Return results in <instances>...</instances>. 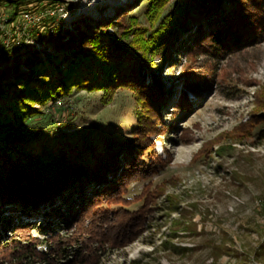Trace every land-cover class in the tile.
I'll return each instance as SVG.
<instances>
[{"label": "rangeland", "instance_id": "374dc122", "mask_svg": "<svg viewBox=\"0 0 264 264\" xmlns=\"http://www.w3.org/2000/svg\"><path fill=\"white\" fill-rule=\"evenodd\" d=\"M10 1H0L3 83L12 82L15 67L27 73L24 61L33 52L45 59L53 53L54 46L40 42V38L53 43L71 40L67 45L78 47L79 35H90L101 25H116L108 28V33L123 29L129 18L147 25L144 14L148 0L25 1L18 4V17L13 21L14 5ZM180 1L169 0L165 13L174 11ZM208 20L198 21L188 32L179 34L171 56L162 60L154 57V65L145 72V82L150 83L156 76L163 89L172 92L165 95L168 101L162 111L169 129L155 140L158 153L164 156L168 152L170 160L152 177L130 183L125 197L139 195L147 185L151 191L162 183L166 185L139 236L107 252L99 264H264V110L255 102L256 92L264 83V38L212 60L216 76L200 93L188 90L190 109L180 111L170 104L181 96L177 79L186 63L184 56L176 57L177 50L195 39L196 30L207 31ZM125 51L139 57L132 48ZM210 59L199 57L198 75L205 73ZM172 65H176L173 74ZM16 90L11 86L10 95ZM101 96L102 91L73 88L55 102L48 100L40 107L36 104L34 107L42 114L8 134L10 143L35 158L34 164L19 163L18 173L25 177H57L69 162H93L84 143L101 151L104 142L130 139L137 123L134 93L119 87L107 105L100 102ZM250 121L256 123L248 132L235 130L242 124L248 127ZM185 130L189 133L186 141L181 138ZM64 144L75 145L76 153L71 157L57 155L58 147ZM57 201L54 206L65 209L63 200ZM141 204L136 202L127 210L134 212ZM54 206L42 208L47 212L42 215L40 211L28 212L17 203L0 205V220L15 224L31 219L35 226L30 233L41 242L37 249L51 256L53 264H67L65 255L74 248L65 247L62 251L68 253L63 252V257L53 256L48 237L38 228H46L45 219L49 217L56 225L61 221L57 215L61 216L62 211ZM56 228L64 238L66 231L61 226ZM24 263L47 264L39 260Z\"/></svg>", "mask_w": 264, "mask_h": 264}, {"label": "trees", "instance_id": "16d2710c", "mask_svg": "<svg viewBox=\"0 0 264 264\" xmlns=\"http://www.w3.org/2000/svg\"><path fill=\"white\" fill-rule=\"evenodd\" d=\"M25 1L43 0H11L14 12L10 21L18 17V4ZM168 2L148 0L144 14L147 25L141 26L129 18L124 28L115 33H108V28L116 25H101L90 35H79L78 47H69L71 40L53 43L40 38V42L54 46L47 59L33 52L24 61L27 73H20L18 67L12 69V82L3 83L0 73V205L17 203L28 212L40 211L43 215L47 212L42 208H52L62 199L65 209L59 205L53 208L62 211L61 216L57 215L61 220L58 225L49 217L45 219L47 227L38 228L48 237L53 256L63 257V252L68 253L62 251L65 247L74 248L70 255H65L67 264H99L107 252L136 239L166 185L162 183L152 191L147 185L139 195L125 197L130 183L152 177L170 160L168 152L164 156L158 153L155 140L169 129L162 111L168 101L165 95L172 92L163 89L156 76L152 75L150 83L145 82L144 75L154 65L153 58L170 57L179 34L188 32L196 22L209 19L207 31L196 30L195 39L177 50L176 57L184 56L186 63L177 79L182 87L181 96L170 104L184 111L191 107L187 92L200 93L216 76L217 67L210 63L212 60L264 38V0H181L174 11L165 13ZM126 48L135 50L139 57L127 54ZM202 55L212 59L205 66V73L198 75L196 63ZM175 66L170 67L171 74ZM11 86L17 88L12 95ZM119 87L130 89L138 104L137 123L130 139L104 142L101 151L84 143L93 162H69L57 177H25L18 173L19 163L34 164L35 158L10 143L8 134L42 114L34 107L36 104L45 106L48 100L55 102L76 88L102 91L100 102L107 105ZM255 102L264 110V83L256 92ZM247 123L248 127L242 124L235 130L248 132L256 122ZM181 135L184 141L189 137L186 130ZM56 153L71 157L76 146L64 144ZM139 201L142 204L136 211L127 210ZM34 226L31 219L15 224L0 220V229H4L0 233V264H25L26 260L54 263L51 256L37 249L41 242L30 233ZM56 226L66 231L64 238L59 236Z\"/></svg>", "mask_w": 264, "mask_h": 264}, {"label": "bare ground", "instance_id": "6f19581e", "mask_svg": "<svg viewBox=\"0 0 264 264\" xmlns=\"http://www.w3.org/2000/svg\"><path fill=\"white\" fill-rule=\"evenodd\" d=\"M121 5L123 4V3H120Z\"/></svg>", "mask_w": 264, "mask_h": 264}]
</instances>
